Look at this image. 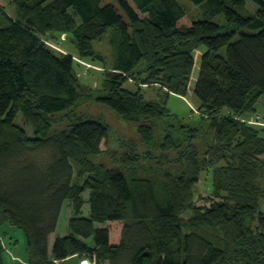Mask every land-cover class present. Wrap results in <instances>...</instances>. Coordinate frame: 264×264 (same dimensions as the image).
<instances>
[{"label": "trees", "instance_id": "16d2710c", "mask_svg": "<svg viewBox=\"0 0 264 264\" xmlns=\"http://www.w3.org/2000/svg\"><path fill=\"white\" fill-rule=\"evenodd\" d=\"M1 1L0 230L25 233L29 264H264V0H191L203 20L178 0H11L15 16ZM111 30L106 67L93 44ZM63 37L80 60L104 65L96 99L167 162L174 152L178 171L144 169L156 157L137 147L124 171L96 164L110 136L99 120L68 117V129L52 133L83 97L75 56L50 46ZM145 88L165 98L193 90L199 120L170 123L169 107ZM203 175L211 189L198 194ZM66 203L75 216L51 248ZM4 251L0 234V264Z\"/></svg>", "mask_w": 264, "mask_h": 264}, {"label": "rangeland", "instance_id": "374dc122", "mask_svg": "<svg viewBox=\"0 0 264 264\" xmlns=\"http://www.w3.org/2000/svg\"><path fill=\"white\" fill-rule=\"evenodd\" d=\"M178 1L186 8L190 18L194 20H203L204 18H206L203 5H195L191 0ZM1 5L3 6V8L6 9V12L9 15H16V7L11 4V0H2ZM248 10L250 12H255L256 10L255 6L251 2L248 3ZM216 21L223 22L224 16H218ZM112 33L113 30L109 31V33H107V35H105L101 40H96L93 44L94 49L104 57L106 67L112 66L113 63V49L111 46ZM50 46L60 52L70 53L71 55L75 56L77 61V64L75 65V70L81 81L83 95L78 105L70 111L66 112L67 118L64 117L63 114H59L55 117L58 122L54 124L52 128L53 134H58L61 131L68 129L69 123H71V119H69L68 117H72L73 119L81 117L86 119L99 120L109 127L110 136L109 139L102 145L103 153L93 159L96 164H103L108 168L120 169L124 171V167L122 164V159L124 155L129 153L133 147H137L138 153H149V151H151L153 156L156 157L155 159H152L151 162H146L148 166L144 169L147 170L149 169V167H154L156 169L162 168L166 171L169 169L178 171L180 169V165H175V163L172 162L176 158V154L174 152H170L169 155L170 160L172 161L167 162L164 158L161 149H158L156 147H151L148 149V147L142 143L137 125L122 119L114 110L102 104L96 99V96H98V93L102 90V83L104 81L103 64H92L90 62L80 60L78 58V50L72 40V37H69L67 39L66 37H63L61 39V42L51 43ZM129 87L130 85H127V88ZM92 90L94 92H90ZM89 92L92 93L91 96ZM144 94L146 95V98L150 101L166 103L172 115L168 119L172 121H169L170 123H174L180 126H190L195 124L199 120V116L193 112V110L197 108V98L194 96L193 90L190 91L188 97L186 98H182L175 95H171L165 98L159 88H145ZM263 103L264 98L261 99V102L258 105V110L260 112L258 115L261 116L262 121L264 118ZM16 122L27 131L30 137L36 136L33 127L26 124L21 114L19 115ZM161 136L163 135L158 134V138H162ZM204 141V139L200 138L197 143L203 147ZM141 172L142 171H140L139 174ZM141 174L145 175L147 173L143 172ZM198 189H201L198 190V194L211 189L210 175L202 176V180L198 186ZM89 197L90 193L87 192L85 194V199L87 202L89 201ZM83 215H90V205L88 203L84 206ZM74 216L75 213L73 208L71 207V204L66 203L59 222L58 229L50 239V247L53 246L54 239H56L57 236H66L69 234L68 221ZM99 227H101V225ZM1 233L8 248V250L5 251L6 253L4 254L5 264H24L25 262L28 263V242L25 233L22 230L12 227L10 225L4 226L3 229H1ZM14 257H17L20 262H14ZM78 263L79 258L72 257L63 264Z\"/></svg>", "mask_w": 264, "mask_h": 264}, {"label": "built area", "instance_id": "2783aa9c", "mask_svg": "<svg viewBox=\"0 0 264 264\" xmlns=\"http://www.w3.org/2000/svg\"><path fill=\"white\" fill-rule=\"evenodd\" d=\"M253 123V121H252ZM78 264H98L96 259H93V258H81L79 259V263Z\"/></svg>", "mask_w": 264, "mask_h": 264}, {"label": "crops", "instance_id": "0c3cea01", "mask_svg": "<svg viewBox=\"0 0 264 264\" xmlns=\"http://www.w3.org/2000/svg\"><path fill=\"white\" fill-rule=\"evenodd\" d=\"M1 229H3V228H1ZM0 234L2 235V233H1V230H0ZM3 237V236H2ZM52 237V236H51ZM51 239V238H50ZM54 241H55V239H54ZM3 244H4V247H5V251H7L8 250V248H7V245H6V243H5V241H4V239H3ZM54 244V243H53ZM53 247V246H52ZM51 247V248H52ZM4 251V254L6 253ZM4 254H3V258H4ZM73 258H76V257H73ZM78 258V257H77ZM13 260H14V262H20L18 259H17V257H14L13 258ZM68 261V260H67ZM4 264H5V259H4ZM24 264H29V261H28V263L27 262H25Z\"/></svg>", "mask_w": 264, "mask_h": 264}]
</instances>
